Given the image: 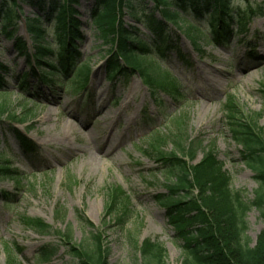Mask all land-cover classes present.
<instances>
[{"label":"rangeland","instance_id":"obj_1","mask_svg":"<svg viewBox=\"0 0 264 264\" xmlns=\"http://www.w3.org/2000/svg\"><path fill=\"white\" fill-rule=\"evenodd\" d=\"M93 4L94 0H78L76 5L83 33L79 59L89 69L85 89L82 81L63 83L52 78L48 80L51 85H42L30 75L24 91L20 89L22 76L30 68L16 50L14 38L20 37L32 52L25 18L41 16L36 7L18 0L14 38L0 32V62L9 70L4 76L8 91L0 97L17 114L23 107L31 111L26 122L11 126L4 121L0 128V166L15 171L11 179L0 177V264H42L36 254L43 244L58 247L47 264H79L68 252L70 245L76 246L85 236L76 211L101 229L107 264H141L128 235L137 247L145 241L161 247L166 264H181V242L155 199L167 193L165 177L146 154L148 144L167 136L177 119L188 137L202 142L191 164L199 163L203 152L213 147L216 161L230 178V188L240 191L247 202L254 200L258 184L253 171L241 161V147L232 141L224 114L225 105L233 100L264 139V0H231L233 14L245 22L233 26L234 35L224 45L209 43L208 27L193 21L203 34L196 52L183 35L184 25L177 28L166 22L167 35L178 51L155 57L166 81L154 87L137 73L109 82L106 62L113 45L98 39L90 18ZM133 5L139 23L126 6L118 19L147 40L143 17L152 13L161 20V16L148 0ZM45 39L55 48L51 27ZM250 48L256 49L254 55ZM10 126L36 144L35 153L20 148ZM163 149L169 152L174 147L169 142ZM110 198L115 202L111 213L106 211ZM58 209L61 218L55 217ZM119 212L126 214L121 228L115 225ZM22 214L27 223L40 220L51 226L50 233L38 235L23 226L18 218ZM245 223L244 235L252 247L264 220L253 207ZM66 228L71 230L69 245L61 237Z\"/></svg>","mask_w":264,"mask_h":264},{"label":"trees","instance_id":"obj_2","mask_svg":"<svg viewBox=\"0 0 264 264\" xmlns=\"http://www.w3.org/2000/svg\"><path fill=\"white\" fill-rule=\"evenodd\" d=\"M1 1L0 32L11 39L15 33L20 7L16 5L18 0ZM20 1L36 7L42 13L41 16L25 18V29L35 50L32 62L22 39L13 37L16 50L26 57L30 75L43 84H50L52 81H48L49 79L58 78L64 82L82 81L83 85L89 69L83 63H77L80 58L78 45L83 39L80 14L76 9L78 0ZM148 1L159 11L161 20L154 18L152 13L143 17L149 31L145 40L136 33V29L124 26L118 19L121 9L126 6L131 8L134 13L132 17L139 23L140 18H137L133 5L138 0H94L91 24L97 29L98 39L114 48L107 61V77L110 81L117 76L125 78L133 73L146 79L151 87L166 81L155 57L162 58L170 50L178 51L167 35L166 22L177 28H182L183 24V34L195 50H198L196 46L203 34L194 22H204L208 27L207 39L213 45L227 42L232 26L242 22L239 16L236 18L233 14L231 0ZM48 27L52 28L55 48L45 39ZM8 71L0 62V96L3 97L8 91V86L4 83V76ZM70 74L71 79L68 78ZM27 76L28 74L22 76V91V87L27 84ZM225 110V127L232 141L241 147V161L253 171V178L258 184L253 201L247 202L240 191L230 188V178L223 170V165L216 161L213 147L203 152L199 163L191 164L196 151L201 149L202 142L198 137L190 138L185 134L181 128V119L173 121L168 135L156 137L153 143L148 144L149 150L146 151L156 164V170L165 177L167 193L160 194L155 199L181 242V264H264V227L252 247L244 235L245 218L250 209L256 208L264 220V139L259 137L254 123L242 117L233 100L228 101ZM30 114L31 111L25 107L17 114L0 97V128L4 121L24 123ZM10 131L24 152L32 153L35 150L34 144L25 135L13 128ZM169 142L174 149L166 152L163 148ZM3 163L8 162L4 160ZM13 172L15 171H12L11 166H0V177L11 179L12 174H15ZM114 203V198H110L107 212L114 211ZM55 217H62L59 209L55 212ZM75 217L85 236L76 246L70 245V255L79 264H107L108 251L101 229L95 228L79 211L75 212ZM125 217V213H117L115 225L121 228ZM18 218L23 226L38 235L51 231V226L40 220H30L27 223L23 214ZM61 235L65 244L69 245L70 228H66ZM127 237L139 252L141 264H166L161 247L147 245L146 241L137 247L132 236ZM57 252V246L43 244L37 250L38 263H51Z\"/></svg>","mask_w":264,"mask_h":264},{"label":"bare ground","instance_id":"obj_3","mask_svg":"<svg viewBox=\"0 0 264 264\" xmlns=\"http://www.w3.org/2000/svg\"><path fill=\"white\" fill-rule=\"evenodd\" d=\"M218 72H219V73H218V75H220V76H221V74H222V73H221V70H219ZM228 75H229V74H228ZM230 75H231V74H230ZM217 81H218V80H217ZM217 81H216V82H217ZM68 125L70 126V124H69V123H68Z\"/></svg>","mask_w":264,"mask_h":264}]
</instances>
